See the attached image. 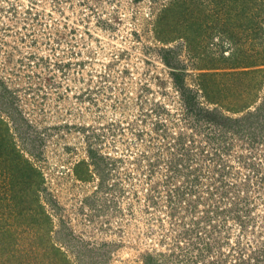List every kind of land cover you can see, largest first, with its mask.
Wrapping results in <instances>:
<instances>
[{
  "label": "rangeland",
  "instance_id": "rangeland-1",
  "mask_svg": "<svg viewBox=\"0 0 264 264\" xmlns=\"http://www.w3.org/2000/svg\"><path fill=\"white\" fill-rule=\"evenodd\" d=\"M182 1L0 0V264H63V252L81 264L77 238L93 249L86 264L183 254L194 240L178 236L214 201L228 216L205 227L212 249L199 264H264V130L214 153L183 92L229 115L256 92V107L262 76L231 66L264 54V5L259 16L256 0H222L183 23ZM186 164L200 186L179 202ZM49 243L62 253L47 257Z\"/></svg>",
  "mask_w": 264,
  "mask_h": 264
},
{
  "label": "trees",
  "instance_id": "trees-1",
  "mask_svg": "<svg viewBox=\"0 0 264 264\" xmlns=\"http://www.w3.org/2000/svg\"><path fill=\"white\" fill-rule=\"evenodd\" d=\"M187 1L188 0H183L182 2H180V4L178 6H176V7H178L176 9V11L178 10V11H182L185 13L187 11V15L184 16V19L180 20L183 23H186V21L189 20L188 14L189 15L190 14L197 15L196 14L197 12H194L196 7L198 8L201 6L200 10H203L205 7L206 8L215 7V5H216V9L222 8L221 3H220L222 0H196V1H194V4H195L194 6H190L189 4H187ZM191 1L192 0H190V2ZM234 1L235 0H233V2ZM256 1H257V4L256 3L250 4L248 6H250L249 7L250 9L256 7L255 10L253 9V11H257L256 14L260 16L261 12L263 11L262 7L264 5V0H256ZM174 5H175V3L170 2L168 7H170L172 9V7L173 8L175 7ZM248 6H247V8H248ZM168 7H166L164 12H169ZM244 9L245 8L240 10V13L237 12L236 16H238L240 14H245L246 10H244ZM220 10H216L215 12H218ZM226 13L231 14V15H229V17L235 15V14L231 13L229 10H226ZM162 17L160 18V20L162 19ZM167 17H168V15L167 16L165 15L163 17V19H167ZM250 17H252V15H250ZM163 19L161 21H163ZM248 19H250V18H248ZM253 24H254V22H253ZM255 26L258 27L259 30L264 31V27L262 26V24H256ZM165 31L166 30L164 28L160 27V33H164ZM262 38L264 39V35L262 36ZM240 43H241V40H240ZM258 46H264V43L262 45H258ZM168 49L173 50V48H168ZM253 57L254 58L251 61H249L248 64H239V65L234 64L231 67H240L241 69L238 70L239 73H245L243 71L251 70L252 73L254 72L256 75L258 74L257 76H259V74H260L262 77L260 78L259 83L257 85V89H259V87L262 86L264 83V54H262V55L257 54V56H253ZM166 62L168 64H171V62H169L167 60H166ZM244 67H248V68L243 70ZM176 75H178V72L176 73ZM207 89H208V87H205L203 89L204 90L203 95H205V93L207 92ZM183 92L186 94V98L191 100V101L190 100L187 101V104L189 107L187 110L191 114L192 124H194L198 127L205 126L202 131L206 133V137L208 139L209 144L212 145L214 148V153H219L218 152V149L220 148L219 146L223 147L225 145V143L227 142L228 138L231 137L232 135L237 136L239 138H243V139L248 138V140H250V139L255 140L258 137V135H260L261 130H264L263 129L264 128V94H263L260 102L256 105V107L254 109H250L247 107L250 106L252 102L257 100L258 94L256 92H255V95L253 97L247 99L246 103L243 104L244 106L242 108H238V109L234 110L235 112L242 111L243 114H241V115H232V114L229 115V114H226L225 112H223L221 110V108H219L218 106L210 107L208 105H205L204 103L199 102L198 97H197L199 91L195 87L184 86ZM1 122L2 121L0 120V123ZM185 141H186L185 137H181V136L179 137V139H178V145H179L178 150L179 151H180V149L183 150L186 154L190 155V158L193 159V156H191L192 154L190 153L191 150H190V148L187 147V145L185 144ZM192 141L193 140H190V142H192ZM200 153H202L205 158L207 156L208 158L215 160L214 156L211 155L212 153L211 154L206 153L205 147H203V146H201ZM19 159L14 156L12 158V161H14V160L19 161ZM180 159H182V158H180ZM188 166L189 165H187V164L185 165L187 172H184L185 177L183 178L185 180V189L187 188V190H185V189L183 190L182 188L180 190L175 189L177 196L174 200H178L179 202L184 201L185 195H187L188 192L195 193V191L197 190V185L200 186L199 185L200 184L199 174H196L195 170H192V169L188 170ZM174 170H175V171H173L174 173H176V172L179 173L181 171V168L178 164H174ZM207 170L209 172H214L215 174H217L218 179L219 180L221 179L220 181H222L224 173L222 172L221 168L213 165V166H209L207 168ZM226 191H227L226 189L221 190L222 193H225ZM173 193H174V191H173ZM171 196H172V194H171ZM199 197L200 196H198V198H197V200H195V202H191L192 200H190L188 202L187 209H189V211H194L193 213H196V211L198 210V204L201 203L200 202L201 198H199ZM174 200L172 198H170V201H174ZM228 211H229L228 209L221 210L220 204H218V202L214 201L212 203L211 209L208 208V210L203 215H201L200 217L193 216L191 219V224H187L186 228L182 232V235L178 236V238H179V237L184 236L183 234L189 235L190 237H192V239L194 240V242L196 244L201 245L202 251L198 248V250H196V254L194 255L192 253L193 249H190V248H194V247H196V245L194 242H192V246H189L183 254H181V253L176 254L174 251H172L170 253L146 252L142 256V264H199L200 263L199 260H201V257L205 258V255L208 252L207 249H210L212 246V244L210 242H208L204 238V236H202V233L205 232V227H209L211 225H214L211 221H214L217 218L227 217ZM216 225L217 224H215L214 226H216ZM2 237H5V233H3ZM69 240L70 241L72 240L71 236H69ZM77 240H79V244L75 243V244H70V245H72L73 247H77L76 248V255H77L80 263L86 264L87 262H85V258H87L89 256H85V255L92 252L93 249H92V247H88L87 243L85 241L83 242L82 240H80L78 238H77ZM70 243H73V241ZM176 246L179 247L180 244H178ZM60 249H61L60 247L49 243V248L47 246V248L43 249V252L47 253L46 254L47 257H48V255L52 257V256H55L57 253H62V250H60ZM63 253L61 255V261L63 260L62 262H63V264H65L66 260H68L69 257L67 256V254H63ZM43 256H44V254H43ZM220 256H221V253H220ZM59 258H60V255H59ZM50 261L52 262L53 259L50 258ZM66 264H68V263H66ZM210 264H215V262L211 261Z\"/></svg>",
  "mask_w": 264,
  "mask_h": 264
}]
</instances>
